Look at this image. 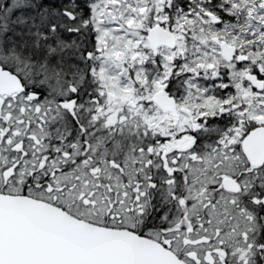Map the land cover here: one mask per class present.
Masks as SVG:
<instances>
[{
    "label": "snow or ice",
    "instance_id": "obj_1",
    "mask_svg": "<svg viewBox=\"0 0 264 264\" xmlns=\"http://www.w3.org/2000/svg\"><path fill=\"white\" fill-rule=\"evenodd\" d=\"M0 264H264V0H0Z\"/></svg>",
    "mask_w": 264,
    "mask_h": 264
}]
</instances>
